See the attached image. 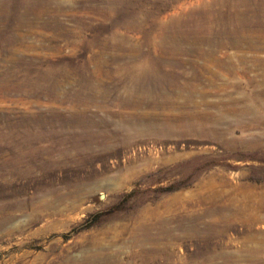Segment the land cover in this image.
Returning <instances> with one entry per match:
<instances>
[{"label":"rangeland","instance_id":"obj_1","mask_svg":"<svg viewBox=\"0 0 264 264\" xmlns=\"http://www.w3.org/2000/svg\"><path fill=\"white\" fill-rule=\"evenodd\" d=\"M0 264H264V0H0Z\"/></svg>","mask_w":264,"mask_h":264},{"label":"bare ground","instance_id":"obj_2","mask_svg":"<svg viewBox=\"0 0 264 264\" xmlns=\"http://www.w3.org/2000/svg\"><path fill=\"white\" fill-rule=\"evenodd\" d=\"M88 4V3H87ZM184 12V11H183ZM179 17V16H178ZM176 19V18H175ZM178 19V18H177ZM136 51V50H135ZM146 69V68H145ZM145 69H143V70H145ZM138 70V69H137ZM141 70H142V68H141ZM139 72H140V69H139ZM134 74V73H133ZM140 74V73H139ZM95 75V74H94ZM48 78V77H47ZM88 85V84H87ZM128 85H130V84H128ZM125 87V86H124Z\"/></svg>","mask_w":264,"mask_h":264}]
</instances>
